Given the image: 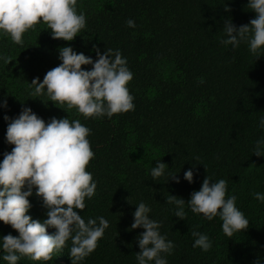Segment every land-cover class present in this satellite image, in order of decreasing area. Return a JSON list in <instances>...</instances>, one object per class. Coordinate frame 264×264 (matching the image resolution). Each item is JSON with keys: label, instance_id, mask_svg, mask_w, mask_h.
Wrapping results in <instances>:
<instances>
[{"label": "trees", "instance_id": "16d2710c", "mask_svg": "<svg viewBox=\"0 0 264 264\" xmlns=\"http://www.w3.org/2000/svg\"><path fill=\"white\" fill-rule=\"evenodd\" d=\"M249 0H77V11L86 17V27L74 41L55 40L47 25L23 36V45L0 35V163L13 145L6 139L8 116L18 117L29 107L46 123L57 119H79L91 130L88 137L94 152L86 171L97 184L93 198L85 199L78 213L104 217L109 227L95 252L81 264H138V237L143 228L131 230L139 203L150 209L159 222L161 235L175 245L165 255L168 264H264V156L254 155L256 142L264 139V48L257 58L247 41L238 47L224 45L225 20L249 25L256 14ZM231 11H225V7ZM135 21V28L127 21ZM71 47L93 61L94 48L101 54L119 50L133 73L128 84L135 109L109 119H85L76 109L58 108L46 94L33 96L30 83L57 67L59 49ZM11 57V63L3 58ZM91 70V66H84ZM203 79L204 83L200 80ZM158 161L168 165L165 175L153 179ZM194 172V182L184 178ZM177 175L180 183L171 180ZM227 181L226 199L236 196V207L249 221L247 230L227 237L219 216L207 220L191 211L187 202L199 191L206 177ZM169 194L183 198L186 220L175 216L176 206L167 203ZM28 215L47 218L41 198H29ZM35 213V215H34ZM197 231L212 243L209 251L194 247ZM55 229L49 228V234ZM18 237L10 225L0 221V264L3 237ZM71 241L49 261L21 257L17 264H72ZM154 264V262H149Z\"/></svg>", "mask_w": 264, "mask_h": 264}, {"label": "clouds", "instance_id": "9594fccd", "mask_svg": "<svg viewBox=\"0 0 264 264\" xmlns=\"http://www.w3.org/2000/svg\"><path fill=\"white\" fill-rule=\"evenodd\" d=\"M256 14L249 25L237 27L228 18L223 32L224 45L238 47L247 41L250 52L259 58L264 48V0H249L247 6ZM225 11H231L227 6ZM43 22L55 40L72 42L86 27V17L77 11V0H0V35L10 37L17 45H23V36ZM127 26L135 28V21L129 19ZM97 59L93 61L71 47L59 49L61 63L49 70L41 83L35 78L30 85L33 96L46 94L52 103L68 111L76 109L85 119H109L135 109L134 96L128 84L133 73L127 67V60L119 50L107 49L101 54L94 48ZM11 63V57L3 58ZM91 66L85 70L84 66ZM204 83L203 79L200 80ZM2 107H7L5 100ZM8 121L6 139L13 145L11 152L3 154L0 163V221L10 225L19 236H4L3 259L8 264H17L21 257L32 261H49L53 254L63 250L71 241L72 264H81L95 252L98 241L109 227L104 217L89 218L87 221L78 213L85 207V199L94 197L97 184L91 173L86 171L94 158L88 137L91 130L77 120L51 118L45 122L29 107H23L15 119ZM264 128V118L260 121ZM254 155L264 156V139L256 142ZM168 165L158 161L151 169L153 179L165 175ZM184 178L194 182L193 170L184 173ZM171 180L180 183L177 175ZM35 195L42 199L47 209V218L34 220L28 215L32 208L29 198ZM227 181L211 182L207 176L199 191L191 194L187 202L191 211L211 221L215 217L223 221L222 231L231 238L234 233L247 230L249 221L236 207V196L226 199ZM257 200L264 202V195L254 193ZM168 204L176 206L175 216L186 220L185 200L169 194ZM151 209L143 202L136 206L131 230L143 228L138 237L140 252L136 253L138 264H168L164 254L170 255L175 248L172 241L161 235L162 225L150 219ZM35 215V213H34ZM49 228L55 232L49 234ZM194 247L207 252L212 243L207 235L193 231ZM255 264H260L259 260Z\"/></svg>", "mask_w": 264, "mask_h": 264}]
</instances>
